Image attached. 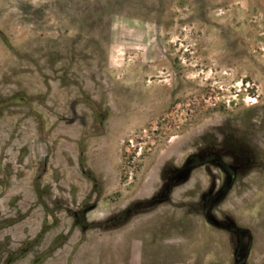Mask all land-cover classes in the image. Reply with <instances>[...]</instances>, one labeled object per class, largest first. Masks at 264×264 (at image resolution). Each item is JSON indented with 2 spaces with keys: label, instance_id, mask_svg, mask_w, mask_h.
<instances>
[{
  "label": "rangeland",
  "instance_id": "1",
  "mask_svg": "<svg viewBox=\"0 0 264 264\" xmlns=\"http://www.w3.org/2000/svg\"><path fill=\"white\" fill-rule=\"evenodd\" d=\"M34 261L264 264V0H0V264Z\"/></svg>",
  "mask_w": 264,
  "mask_h": 264
},
{
  "label": "trees",
  "instance_id": "2",
  "mask_svg": "<svg viewBox=\"0 0 264 264\" xmlns=\"http://www.w3.org/2000/svg\"><path fill=\"white\" fill-rule=\"evenodd\" d=\"M188 171V170H187ZM188 176H189V171L187 172V174H186V176H185V178H188ZM129 210V209H128ZM211 223V222H210ZM24 244H22L21 246H23ZM63 244H61L60 246H57L56 247V249L55 250H57V249H59L61 246H62ZM26 250L27 249H24V250H21V249H19V253L20 252H26ZM55 251H53L52 253H54ZM18 253V252H17ZM49 257V256H48ZM41 261H34L33 263L34 264H39Z\"/></svg>",
  "mask_w": 264,
  "mask_h": 264
}]
</instances>
